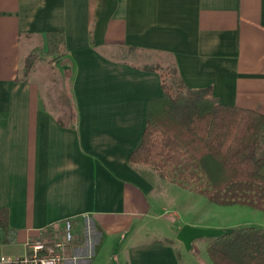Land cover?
I'll return each mask as SVG.
<instances>
[{"label":"crops","instance_id":"crops-1","mask_svg":"<svg viewBox=\"0 0 264 264\" xmlns=\"http://www.w3.org/2000/svg\"><path fill=\"white\" fill-rule=\"evenodd\" d=\"M49 31L62 32L63 65L71 68L61 102L47 100L50 93L31 73L22 77L30 52L52 59L44 53ZM118 45L170 54L188 87H211L221 104L264 115V0H0V209L16 230L14 243L0 244V255H20L29 242L50 243L64 220L74 232L64 264L119 261L114 244L121 233L128 238L125 254L120 246L123 264H180L174 242L190 258L197 242L207 245L198 239L194 255L186 251L176 239L184 224L264 228L197 216L202 199L184 214L170 210L162 186L169 181L129 162L147 103L162 89L157 72L97 51ZM69 105L74 122L64 114ZM158 213L177 219L168 223L169 240L136 241ZM51 226L48 240L43 230Z\"/></svg>","mask_w":264,"mask_h":264},{"label":"trees","instance_id":"trees-1","mask_svg":"<svg viewBox=\"0 0 264 264\" xmlns=\"http://www.w3.org/2000/svg\"><path fill=\"white\" fill-rule=\"evenodd\" d=\"M45 54L65 53L62 32L45 33ZM96 48V47H95ZM97 50V48H96ZM97 51L143 71L157 72L162 94L147 103L145 128L129 156L131 164L149 166L165 180L219 205H248L264 212V115L221 104L211 87L190 88L174 57L165 52L118 45ZM38 52L23 61L27 79ZM72 106V105H71ZM69 105L67 113L74 122ZM54 228L43 235L52 239ZM8 210L0 209V244H11ZM207 241L211 264H264V228L243 226ZM52 242V241H51ZM181 251H175L179 261Z\"/></svg>","mask_w":264,"mask_h":264},{"label":"rangeland","instance_id":"rangeland-1","mask_svg":"<svg viewBox=\"0 0 264 264\" xmlns=\"http://www.w3.org/2000/svg\"><path fill=\"white\" fill-rule=\"evenodd\" d=\"M40 53L42 52H39V54ZM40 55L42 57L40 58V56L38 55L37 61L35 63L36 65L32 67V70L30 72L31 78H33L37 83L42 85L43 91L48 90V93H50V95L47 96L48 97L47 100L53 98L59 100V102L64 101V94H65L64 91L71 88V80L69 77L71 76L70 63L68 65L69 67L63 65L64 63L63 58L65 57V54H62L61 57L56 59L57 62L55 60H52L51 57L47 58L44 57L43 54ZM51 56L56 57L57 55L51 54ZM39 75H42L43 77H40ZM61 108L62 106L59 107V114L62 112ZM162 186L164 187V191L167 194L165 206H167L170 210L171 208H175L176 210H178L177 208H179L180 211L179 214H181V212L187 206H193L197 203H200L201 202L200 199H202L203 203L205 204L204 206H202V204L199 205V207H201V210L198 208L196 209V210H200L197 213V216L202 213L205 214L208 213L209 217L207 216V220L209 219L211 221H216L217 223L227 221V222H231L232 224H236L238 226L240 224H246V225L253 224L255 226L264 227V225H260L264 223L262 220L264 219V212L255 209L251 206L239 205V204L219 206L216 204H210V202H204L207 201V199L204 198L203 196L194 193L186 188H183L179 185H176L174 183L165 182V184H163ZM196 199H199L200 202H198V200ZM167 201L169 202L168 204ZM208 207H213L212 208L213 210L208 211L207 210ZM157 215H161V214L158 213ZM166 220L169 222H167ZM176 220L177 219L166 216L164 214L161 215V217L157 218L156 220L147 219L144 223V226L140 228L139 235L137 236L136 241L140 240V237L143 236L142 239H145L146 241L155 239V240H160L162 242H167V240H169L168 237L171 235V231L168 228L170 225L168 223L170 222L175 223L177 222ZM122 237L126 238L127 237L126 233H121L116 237L117 240L115 239V244H114L115 252L113 251L114 253L118 252L119 261L117 260L109 261V264H123V253L125 250V245L128 243V238L127 241L125 242L123 241L124 239ZM171 238L172 236L170 237V240H173ZM197 243H196V247H198V249L196 250L197 255L193 254L195 253V251L192 252L193 248L190 249L188 252L190 253L192 252V255L194 256H192L191 258L187 256L185 257L184 255L179 256L180 264H189V263L210 264L204 246L202 245V243L200 244ZM173 244L175 245V247H177L176 250L182 251L183 248L180 244H178V242H174ZM120 246H122L121 247L122 249L121 252H123L122 254H120Z\"/></svg>","mask_w":264,"mask_h":264},{"label":"built area","instance_id":"built-area-1","mask_svg":"<svg viewBox=\"0 0 264 264\" xmlns=\"http://www.w3.org/2000/svg\"><path fill=\"white\" fill-rule=\"evenodd\" d=\"M62 234L52 242H29L20 255H0V264H64L67 249L72 244L74 232L70 220H64Z\"/></svg>","mask_w":264,"mask_h":264},{"label":"water","instance_id":"water-1","mask_svg":"<svg viewBox=\"0 0 264 264\" xmlns=\"http://www.w3.org/2000/svg\"><path fill=\"white\" fill-rule=\"evenodd\" d=\"M232 231L233 229L201 228L184 224L176 233V239L182 243L186 251H189L192 247L193 241L195 240L202 238H216Z\"/></svg>","mask_w":264,"mask_h":264}]
</instances>
